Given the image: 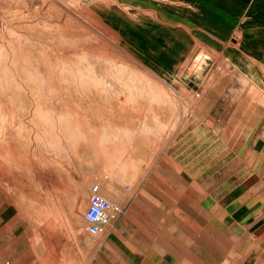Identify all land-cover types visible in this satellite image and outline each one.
I'll list each match as a JSON object with an SVG mask.
<instances>
[{
  "label": "crops",
  "instance_id": "obj_1",
  "mask_svg": "<svg viewBox=\"0 0 264 264\" xmlns=\"http://www.w3.org/2000/svg\"><path fill=\"white\" fill-rule=\"evenodd\" d=\"M88 5L140 76L117 83V182L100 189L125 210L96 238L70 225L74 197L45 234L3 216L0 264H264V0ZM155 75L177 96L155 98Z\"/></svg>",
  "mask_w": 264,
  "mask_h": 264
},
{
  "label": "rangeland",
  "instance_id": "obj_2",
  "mask_svg": "<svg viewBox=\"0 0 264 264\" xmlns=\"http://www.w3.org/2000/svg\"><path fill=\"white\" fill-rule=\"evenodd\" d=\"M92 1L0 0V227L30 211L45 234L61 223L55 204L74 197L70 225L82 236L90 187L117 182V83L140 76L92 19ZM154 81L155 98L177 96Z\"/></svg>",
  "mask_w": 264,
  "mask_h": 264
},
{
  "label": "built area",
  "instance_id": "obj_3",
  "mask_svg": "<svg viewBox=\"0 0 264 264\" xmlns=\"http://www.w3.org/2000/svg\"><path fill=\"white\" fill-rule=\"evenodd\" d=\"M116 210V207L101 195L100 185L93 184L89 189L88 206L82 217L84 227L81 234L98 237L102 233L109 215Z\"/></svg>",
  "mask_w": 264,
  "mask_h": 264
},
{
  "label": "bare ground",
  "instance_id": "obj_4",
  "mask_svg": "<svg viewBox=\"0 0 264 264\" xmlns=\"http://www.w3.org/2000/svg\"><path fill=\"white\" fill-rule=\"evenodd\" d=\"M54 183V182H53ZM77 206H78V204H77ZM75 212H76V214H78V216L80 215V213H79V211L76 209V207H75ZM74 226V225H73ZM49 227V225H47V227L45 228V229H47ZM57 231V230H56ZM199 235V234H198ZM58 237V236H57ZM252 244V243H251ZM243 258V257H242Z\"/></svg>",
  "mask_w": 264,
  "mask_h": 264
}]
</instances>
